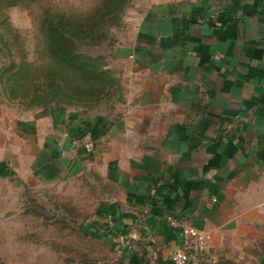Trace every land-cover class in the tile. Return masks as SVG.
<instances>
[{"label": "crops", "instance_id": "0c3cea01", "mask_svg": "<svg viewBox=\"0 0 264 264\" xmlns=\"http://www.w3.org/2000/svg\"><path fill=\"white\" fill-rule=\"evenodd\" d=\"M122 30L113 114L0 101V180L102 182L107 264H168L188 228L208 240L193 261L264 264L263 0H141Z\"/></svg>", "mask_w": 264, "mask_h": 264}, {"label": "rangeland", "instance_id": "374dc122", "mask_svg": "<svg viewBox=\"0 0 264 264\" xmlns=\"http://www.w3.org/2000/svg\"><path fill=\"white\" fill-rule=\"evenodd\" d=\"M9 1L0 0V101L21 113L54 107L113 114L123 101L122 90L62 62L51 48L52 25L73 42L76 53L98 58L97 64L108 68L126 10L141 0H126L121 12L119 0ZM16 183L0 180V264L113 261L110 248L88 233L109 192L102 182L81 177L28 189Z\"/></svg>", "mask_w": 264, "mask_h": 264}, {"label": "trees", "instance_id": "16d2710c", "mask_svg": "<svg viewBox=\"0 0 264 264\" xmlns=\"http://www.w3.org/2000/svg\"><path fill=\"white\" fill-rule=\"evenodd\" d=\"M17 2L18 0H10L8 5H14ZM126 5V0H119V8L117 10L121 12ZM58 29L57 26L52 25L53 38L51 48L62 62L75 67L87 78L96 80L97 82H105V84H109V87L116 85L117 80L112 75L110 69L106 68L105 64L102 67L96 62L98 58L96 59L76 53L73 42L67 38L64 32H60ZM59 89L63 91V86L60 85Z\"/></svg>", "mask_w": 264, "mask_h": 264}, {"label": "built area", "instance_id": "2783aa9c", "mask_svg": "<svg viewBox=\"0 0 264 264\" xmlns=\"http://www.w3.org/2000/svg\"><path fill=\"white\" fill-rule=\"evenodd\" d=\"M84 147L87 151H92L94 149V144L88 142L84 144ZM207 241V237L200 234L195 229H185L182 245L172 254L170 259L174 264H187L191 257L200 259L207 250Z\"/></svg>", "mask_w": 264, "mask_h": 264}, {"label": "water", "instance_id": "95a60500", "mask_svg": "<svg viewBox=\"0 0 264 264\" xmlns=\"http://www.w3.org/2000/svg\"><path fill=\"white\" fill-rule=\"evenodd\" d=\"M192 258V257H191ZM191 258L189 259V261H188V263L187 264H206V263H203V262H196V261H193V260H191ZM195 258V257H194ZM168 264H174L173 262H172V260L170 259V260H168ZM216 264H231L230 262H228V261H223V262H218V263H216Z\"/></svg>", "mask_w": 264, "mask_h": 264}]
</instances>
